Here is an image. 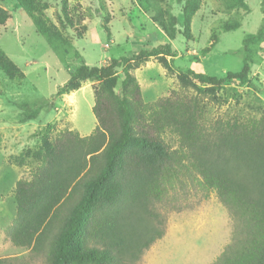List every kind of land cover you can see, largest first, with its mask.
Returning <instances> with one entry per match:
<instances>
[{"label": "trees", "instance_id": "obj_1", "mask_svg": "<svg viewBox=\"0 0 264 264\" xmlns=\"http://www.w3.org/2000/svg\"><path fill=\"white\" fill-rule=\"evenodd\" d=\"M15 1L50 46L65 43L59 42L64 39L49 24L40 0ZM178 1L184 3L181 30L171 15L154 20L169 39L178 33L188 40L191 19L202 0ZM232 1L244 5L246 0ZM61 5L65 13L66 1ZM260 10L257 31L246 35L236 52L242 67L235 72L222 76L175 72L176 51L169 43L100 66L82 63L71 71L53 98L78 90L82 82H95L91 112L96 126L85 137L67 131L53 140L41 138L30 179L15 185L16 212L7 230L10 242L34 257L44 256L45 264H133L163 234L153 225L156 215L150 204L161 201L180 176L193 172L200 177L195 181L204 191L215 192L235 222L231 244L213 264H264V114L244 121L218 119L204 128L195 99L164 98L149 105L129 96L132 89L139 93L130 70L150 58L160 59L183 87L199 86L214 94L229 82L251 85L252 46L264 41V0ZM7 19L0 7V27ZM239 26L235 23L230 30ZM0 71L10 79L21 75L2 51ZM52 107L53 102L46 100L22 103L20 121H33ZM165 132L175 134L177 148L171 150L162 141Z\"/></svg>", "mask_w": 264, "mask_h": 264}, {"label": "rangeland", "instance_id": "obj_2", "mask_svg": "<svg viewBox=\"0 0 264 264\" xmlns=\"http://www.w3.org/2000/svg\"><path fill=\"white\" fill-rule=\"evenodd\" d=\"M65 1L64 13L61 0H40L49 24L64 39L59 42H65L52 47L15 0H0L8 14L0 27V51L21 73L10 79L0 71V264H45L44 256L34 257L28 249L15 247L7 236L16 212L15 185L30 179L41 138L53 140L67 131L85 137L96 126L91 112L95 82H82L78 90L53 98L71 71L82 63L100 66L109 59L169 43L176 51L175 72L222 76L228 70L241 69L236 52L262 20L261 0H246L244 5H232V0H202L191 19L190 39L178 33L169 39L154 17L171 15L177 20L176 29L181 30L184 3L178 0ZM235 23L239 28L230 30ZM206 49L209 52L202 57ZM252 50L251 85L229 82L214 94L199 86L183 87L175 73L161 66L160 59L150 58L130 70L139 93L132 89L129 96L149 105L164 98L172 102L195 99L200 107L198 122L204 128L218 119L259 118L264 114V41ZM39 100L53 102L52 109L22 123L20 104ZM161 139L171 150L177 148L175 134L165 132ZM179 179L166 188L161 201L150 204V212L156 215L153 225L163 234L133 264H213L231 244L235 222L215 192L204 191L197 182L200 177L193 172Z\"/></svg>", "mask_w": 264, "mask_h": 264}]
</instances>
